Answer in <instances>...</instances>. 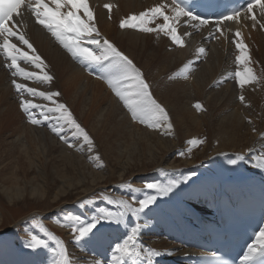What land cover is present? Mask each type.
I'll list each match as a JSON object with an SVG mask.
<instances>
[{
    "label": "bare ground",
    "instance_id": "bare-ground-1",
    "mask_svg": "<svg viewBox=\"0 0 264 264\" xmlns=\"http://www.w3.org/2000/svg\"><path fill=\"white\" fill-rule=\"evenodd\" d=\"M110 1L88 0L90 9L95 11L91 26L99 32L101 43L105 36L142 72L153 97L167 110L172 128L167 124L151 127L133 119L107 79L89 75L72 61L71 53L50 31L45 33L44 26L29 24L28 40L35 53L17 37H11L17 48L30 56L38 55L42 61L37 68L18 59L20 68L36 73L37 78L14 76L17 69L10 67L11 59L0 49V102L7 113L8 148L19 150L24 157L17 165L18 171L25 176L29 171L36 175L20 176L13 170L1 172L0 202L3 199L10 204L43 201L51 209L36 210L32 216L47 221L54 209L61 206L66 211L71 209L74 203L66 200L68 197L103 190L116 209L109 214L119 223L106 222L80 243L59 238V253L47 249L23 253L14 243L8 244L0 248V264H186L189 258L184 253H195L189 239L199 229L201 218L215 215L221 193L232 195L246 188L256 193L264 190V28L261 27L264 12L257 8L258 13H243L231 26L221 24L214 41L208 42L203 34H192L180 46L160 35L153 25L152 32L118 25L124 17L165 0H114L110 9L95 5ZM26 3L16 18L26 19L33 14L29 0ZM253 15L256 21L251 19ZM81 17L86 19L83 11ZM237 31L240 37L235 36ZM92 35L96 36V32ZM238 40L247 46L246 65H240L236 59L240 54L236 48ZM206 46L205 59L196 63L199 50ZM153 65L159 70L155 75L154 70L150 72ZM245 68L252 69L255 79L241 87L235 72ZM178 69L180 72L172 77ZM45 74L52 79L44 81L41 77ZM13 81L38 93H60L53 98L65 103L84 131L66 123L55 111L49 112L45 120L43 112L49 107L56 108L49 100L46 105L31 110L40 123H30L29 114L22 115L18 103L27 101L32 94L26 90L17 93ZM197 103L201 109L195 107ZM54 127L60 129V135L68 143L52 131ZM202 134L207 136L203 147L188 143ZM190 147L196 154L192 157L190 152V157L178 162V153L188 152ZM199 156L204 159L201 165ZM232 160L237 163L232 164ZM115 175L118 183L129 180L141 187L136 193L140 197L157 193L156 202L137 212L131 197L108 192L116 183ZM190 175V181L183 184ZM240 176L238 183L236 178ZM152 180L157 184L150 189L145 182ZM160 188L171 190L162 195ZM2 219L1 211L0 223ZM134 232L139 255L130 258L118 252L116 245H122ZM157 252L161 254L155 255Z\"/></svg>",
    "mask_w": 264,
    "mask_h": 264
},
{
    "label": "snow or ice",
    "instance_id": "snow-or-ice-1",
    "mask_svg": "<svg viewBox=\"0 0 264 264\" xmlns=\"http://www.w3.org/2000/svg\"><path fill=\"white\" fill-rule=\"evenodd\" d=\"M26 0H0V37H3V43L0 44V49L5 50L9 58L11 59L10 67L17 69L13 72V75H22L24 78L32 79L37 78L36 73L26 72L23 68H20L18 64V59H23L29 63L35 65V67H41V58L38 55L30 56L28 52L22 51L17 48L10 40L11 37H17L24 45H27L32 52L35 53V49L31 45L28 39H26L23 33L13 30L10 27V23L13 22L14 16L20 15V9L25 5ZM174 12L173 17H169L164 11V5L153 7L139 16L132 15L130 18H126L121 22V27H131L139 28L143 32H152L153 28L145 27L147 23L152 21L147 19L152 17L153 19L162 16L165 23L160 25L158 30H167L171 39L177 45L183 46V40L177 35V30L172 24L168 23L170 20L178 21L182 16H190L191 13L182 7L177 0H172ZM54 5V7L50 6ZM264 12V0H254V3H250L245 9V12L251 13L255 6ZM66 6H70L67 12H63L62 9ZM28 7L34 14L37 23L43 25L47 28L56 39L73 55V57H78L82 62L88 64H93L99 66L106 70L105 76H100L98 78L107 79L109 85L113 88L115 95L120 98L125 104L128 110L132 113L133 119L140 120L141 123H149V126L156 127L157 125L163 126L167 124L169 129L172 128V124L169 119V114L167 110L153 97L149 85L143 78L142 72L136 68L133 61L125 55L123 52L119 51L111 42L104 39L101 43V38H99V32L91 26V22L94 19V14L89 7L88 0H29ZM110 8L111 6L106 5ZM83 11L86 19L82 18L79 14ZM240 15V13L234 12L231 16H226L225 19H235ZM193 20L199 19L197 16L191 17ZM253 21H256L255 15L251 17ZM15 26V25H14ZM255 26V25H253ZM264 28V24H261ZM96 32V36L92 33ZM236 37H240V32L235 33ZM90 45H95L94 50ZM236 48L239 50V55L236 57L240 65H246L248 62L247 46L240 40L236 42ZM201 53L205 49L201 48L199 50ZM235 76L238 78V83L241 87L245 83L250 82L255 79L251 68H245L242 71L235 72ZM44 81H49L52 79L51 76L44 75L41 77ZM14 86L18 91L26 90L32 95H39L49 101L53 100L54 96H59L60 93L45 94L43 92H37L36 89L27 88L25 85L13 81ZM240 99L243 101L244 97L241 96ZM21 107L26 112L29 113V120L33 124H39L40 121L35 118L34 114L31 113L30 109L39 107L38 105L32 103L31 101H21ZM197 109H201V105L197 103L195 105ZM49 112L60 113V118L65 120L66 123L74 126L79 131L84 130L81 126L72 118L70 111L63 104H59L56 108H48ZM44 119L47 120L48 116L45 115ZM52 131L60 136V139L68 143L66 138L60 135V129L53 128ZM87 139V133H84ZM191 145L198 144L196 139L188 142ZM71 147L72 145L69 144ZM243 159V157H239ZM232 164H236V160L231 161ZM148 188H155V185L149 184ZM170 188H160L159 192L162 195L167 194ZM157 197L151 196L146 200L139 202L140 208L137 212L143 211L150 205L156 202ZM102 222H115L119 223L118 219L113 220L109 215H101L99 217H94L86 225H81L80 227L73 228L74 232H78L81 238L93 232L97 229L98 225ZM135 232L129 235L124 243L117 244L116 249L127 256H138L139 252L135 250L136 242ZM259 239L261 240L259 257L264 258V230L260 231ZM33 240L37 244L42 243L37 238L33 237ZM32 246V245H30ZM155 255H160L161 253H154ZM256 251L254 248H249V253L244 257L245 261L251 264L252 261L256 259Z\"/></svg>",
    "mask_w": 264,
    "mask_h": 264
},
{
    "label": "rangeland",
    "instance_id": "rangeland-1",
    "mask_svg": "<svg viewBox=\"0 0 264 264\" xmlns=\"http://www.w3.org/2000/svg\"><path fill=\"white\" fill-rule=\"evenodd\" d=\"M94 13L95 11H93V14ZM93 26L94 25H92V27ZM103 39H105V36H103ZM138 43H140L141 46L143 45L142 40H140ZM65 50L67 49L65 48ZM142 51L150 53V51H147L146 49H143ZM0 56L2 57V54ZM70 56L71 57L69 58L72 60V55L70 54ZM164 63H162V65ZM151 70H154L153 75L159 72V70L157 69V66L155 65L151 67L150 72ZM56 71L57 70L54 67V72H55V75L53 77L54 79H56L57 77ZM173 71L174 69L171 71V73ZM7 72L10 74L11 72L10 69H8ZM179 72H180L179 69L176 70L172 77H174L175 74H178ZM217 75L218 76L216 77V79L219 77V74ZM214 84L215 83H213L212 85L210 84V87L213 86ZM17 93L21 94L22 90L20 91L17 90ZM52 93H55V92L52 91ZM0 94H2L1 89H0ZM28 96L29 98L27 99V101H31L32 103L38 106H44L48 103L47 99L41 96H36V95H28ZM18 104L20 106L19 109L22 115L27 116L29 113H26L22 109L21 103H18ZM51 104H54L55 107H57L59 104L65 105L63 101H60L59 99H56V98H53V100H51ZM2 108H3V103L0 102V173L10 172V171L12 172L13 170L15 173L17 172L20 176H25L21 171L17 170V165L21 164L24 157L19 154L20 152L19 150L18 152H15L11 148H8L9 144L7 143L6 137L9 132L5 130L7 129V121H6L7 113ZM31 110L35 111V108L30 109V111ZM43 113L47 115L49 113L48 108ZM197 140L200 146L197 144L194 146L201 148L205 145L207 136L202 134ZM48 151L51 152V148H49ZM185 151L187 150H182L179 152L180 154L178 153V157H177L179 159L178 162H181L184 157L191 156V153H192L191 147L190 149H188V152H185ZM196 152L197 151L192 153V157H193V154H196ZM198 161L200 165L204 163V159H202L201 156L198 157ZM33 174L35 173H33L32 171H29L25 177L27 176L30 177ZM191 176L192 175L188 176L187 179L184 180L182 183L183 184L184 182L185 184L188 183L191 179ZM113 181L116 183L113 184V186L109 187V189H107L109 190L108 192L112 194L120 195V196H127L128 198L131 197L133 199L134 204L137 205L136 207L137 209L140 208V205H139L140 201L146 200L147 198L151 196L158 197V194L155 192L148 193V195H145L142 197L138 196L136 193H137V190L141 189V187L135 186L132 183V181H129V180L122 182V183H118L119 180L116 178V175L114 176ZM145 183L156 185L157 181L152 180L149 182L146 181ZM66 200L73 201L74 203L72 204L71 209L69 211H66L67 209L61 206L60 208H57V210L56 209L53 210V212L50 214L47 221H43V219H41L38 215L32 216V212L36 210H49L51 209V205H46L44 204L43 201L37 202L33 200H28L23 203L10 204L6 200L3 199L0 202V210L3 212V219L0 223V248H3L4 246L5 247L9 246L8 244L14 243L13 245L19 248V250L23 253L33 252V250L35 251L36 249H47V250H50L51 252L59 253V244H58L59 238L63 237L67 241L76 240L77 243L83 242L96 229H94L92 233L81 238L78 232L73 231L74 227L78 228L81 225H86L94 217H99L101 215H109L111 211L116 210L111 205L110 200L107 198L106 194H104L103 190L94 191L93 194L88 193L87 195H84V196L83 194L80 193L78 195L70 196ZM60 205H62V203ZM28 214L31 216L23 218ZM105 223L106 222H102V224L98 225L97 228H100L101 226L105 225ZM64 228L69 230L70 233L64 231L65 230ZM56 232L57 234H60L61 236L57 235ZM33 237L37 238L42 243L37 244L36 241L33 240ZM9 259L13 261L11 254H9ZM18 261L19 260H16V262Z\"/></svg>",
    "mask_w": 264,
    "mask_h": 264
}]
</instances>
